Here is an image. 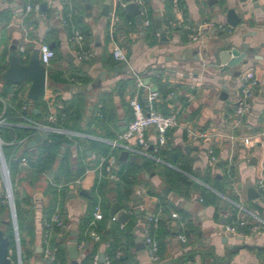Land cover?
Segmentation results:
<instances>
[{"label": "crops", "instance_id": "0c3cea01", "mask_svg": "<svg viewBox=\"0 0 264 264\" xmlns=\"http://www.w3.org/2000/svg\"><path fill=\"white\" fill-rule=\"evenodd\" d=\"M120 1L122 5L126 2ZM136 1L142 9L141 23L130 13H123L122 5L118 10L115 37L127 56V62H120L112 55L108 16L100 13L105 0H0V55L10 50L12 44L18 49L21 45L37 48L41 42L54 43L55 55L47 67V85L42 97L46 106L36 107L29 102L30 110H40L35 113L39 114L36 120H45L48 104L55 108L58 118L64 101L76 96L84 100L77 122L65 126L64 118L60 117L58 124L66 131L51 132L64 138V148L69 149L68 168L62 164L60 154L41 174L22 171L24 184L19 199L26 196L30 199L21 201V215L23 223L31 225V229L24 228L21 233L18 230L20 251L24 255L22 264H50L55 259V248L51 249L52 257L45 256L44 232H49V238L64 250L62 264H72L67 251L72 230L76 231L78 240V264H93L94 257L99 259L100 253L113 261L107 251L114 234L120 245L114 264H214L215 259H224L227 246L243 243L260 247L240 249L232 255L229 264H264V196L257 190V181L264 172V0ZM42 2L47 3L46 9H41L46 14L45 19L34 11L26 12L28 3ZM87 3H91L90 9L86 8ZM229 8H234L242 18L235 27L226 21ZM64 19L67 25L63 24ZM157 20L166 38L153 31L152 22ZM201 24L210 25L209 31H201ZM219 30L223 35L216 33ZM75 31L83 36L80 42L71 39ZM217 42L246 43L247 62L240 69L242 72L254 69L259 76V85L253 90L249 108L242 116L236 114L240 77L232 81L230 76H219L217 69L202 64L211 59L204 57L205 50L211 54ZM80 47L84 51L90 49L93 57L78 59ZM6 62L8 65V58ZM97 76L100 84L85 90ZM139 80L143 85H138ZM222 81L227 82L228 96L224 100L220 99ZM152 88L162 93L154 108L163 114L177 113L178 123L168 131V143L160 149L169 150L170 156L163 159L159 152L156 154L167 163L145 156L123 161L120 159L122 150L112 149L107 140L114 139L132 119L130 99L137 97L147 108V93ZM245 137L252 143L245 144ZM147 138L150 143L155 141L152 129ZM186 146L197 148L187 152ZM210 148L219 158L226 156L222 167L209 163ZM111 155L113 166L107 171L104 166ZM102 158L105 165L98 168ZM184 159L191 161L190 187L172 188L164 178V168L178 169V163ZM227 171L226 183L215 177ZM121 174L132 175L133 193L129 199L119 201L117 186L126 185ZM78 177L82 179L80 183L67 184ZM203 177L207 181H202ZM250 183L258 192L256 198L248 197L246 185ZM100 185H103L100 187L102 196L99 195ZM2 187L0 173V198ZM203 189L209 191L207 200L200 197ZM83 190L87 195L81 193ZM95 196L100 201L110 202L102 221L90 218ZM116 202L131 211L141 209L139 219L135 217L139 230L126 232L111 218L110 207ZM234 202L263 222L240 213ZM0 203L4 202L0 199ZM4 205L5 209H0L3 230L8 216L7 203ZM55 211L61 215L63 225L58 231L48 230L42 219ZM232 211L235 215L239 211V215L244 214L258 225L246 232L239 228L224 242L223 227L232 219L229 214ZM154 214L172 234L157 233L158 222L149 221ZM174 214L178 215L183 228L168 225ZM224 217L225 224L222 223ZM98 223L104 224L102 233L92 229ZM148 225L157 241L164 244L157 260L151 257L144 241L143 229ZM186 229L187 241L179 245L175 237ZM94 231L98 239L93 237ZM9 255L13 264H17L16 243L12 249L9 247Z\"/></svg>", "mask_w": 264, "mask_h": 264}, {"label": "built area", "instance_id": "2783aa9c", "mask_svg": "<svg viewBox=\"0 0 264 264\" xmlns=\"http://www.w3.org/2000/svg\"><path fill=\"white\" fill-rule=\"evenodd\" d=\"M112 6L109 10L108 15V32L110 36L111 41V51L113 57L120 61V62H127V56L122 47L120 46L118 40L116 39V28L117 24L119 22V15L118 10L120 6L122 5L120 0H112ZM26 12L34 11L39 15L41 19L46 18V14L41 10L39 3H28L25 7ZM63 24L67 25V21L64 19ZM221 26V25H219ZM193 39H196V35H191ZM83 38L82 34L79 31H75L73 36L71 37L74 41H81ZM37 49L39 50V59L41 64L47 67L50 66L51 60L53 59L55 55V51L48 43L41 42ZM18 51L22 53L20 56V59L22 62H27L28 58H26L25 55V47L24 45H21L18 48ZM78 59H89L93 57V52L89 50H83L81 47L77 51ZM239 79V87H240V93L239 97L237 99V107H236V114L237 116H242L246 113V111L249 108L250 105V98L252 96L253 90L259 85V76L257 75L256 70L254 69H248L246 71H243L240 74ZM138 85H143V82L141 80L138 81ZM27 90L22 96V99L24 102L20 106V111H17V114L14 116L17 121H11L8 116L6 115L7 108L10 107L11 100L15 96V89H7L2 84H0V127H11V126H27L31 127L34 132L33 134L29 136H25L18 140H12L9 142L4 141L0 136V173L3 180V187L1 189V201L4 202L7 198L9 201L8 205L11 208V213L13 217V229H14V235H15V243H16V252H17V264H22L21 260V251L19 246V235H16V232L18 231L17 221L15 222V214L14 211L15 203L12 196V183L10 179V161L12 159H19V162L23 165L27 163V160L24 156L21 155L22 150L26 148V144L32 139L35 135L39 134L40 136L50 133V132H65L63 128L60 127L58 124V118L57 113L55 111V108L51 105H47V112L45 115V120L40 121L32 118L29 115L30 107H29V98L27 96ZM167 96H170V94H167ZM162 97V93L157 88H152L147 93V108L145 105L137 98L132 97L130 99V107L132 110L133 117L126 125L125 129L117 133L116 137L114 139L107 140L109 145L112 149H119V150H125L129 154H133L135 156H145V157H151L152 159H155L160 162L167 163L163 159L156 156V154L160 151V149L167 145L169 136L168 131L175 127L178 123L177 120V113L176 111H172L169 114H163L159 112L157 109L154 108V103L158 101ZM26 111V113H24ZM97 115H100V112L96 113ZM152 129L155 132V141L153 143H150L147 138L148 131ZM204 135V134H203ZM193 138H196V135H193ZM245 144H251L252 140L249 137L244 138ZM4 145H14L15 149L9 156V159L6 157L3 146ZM152 146V147H151ZM152 148L149 150V148ZM209 154V163L211 165H214L218 160L219 157L214 153V150L212 148L208 149ZM113 160L114 158L109 157V163L106 165L104 164L105 158H102L101 162L98 164V168H102L104 166L107 171H111V168L113 166ZM81 177H78L72 181H70L67 184L70 183H80ZM61 186V185H60ZM257 190L258 192L264 196V172L262 173L261 177L257 181ZM4 191H6V194H4ZM234 205L239 208L238 210L240 213L244 212L250 215V217L253 219H257L259 222H263L261 219H259L254 213L249 212L245 210L239 203L234 202ZM238 211V213H239ZM236 214L232 211L230 212V216L234 217L231 222L226 223V231L235 233L240 226H249L250 229L257 228L258 223H253L250 221L244 214ZM92 216L94 220H101L103 219L104 213L100 204V201L98 200L97 203L93 207ZM113 220L115 219L113 216L111 217ZM159 220L158 215L154 214L149 217V221H151L153 224L157 223ZM43 225L46 229H52L53 226H62L63 225V219L61 215L55 211L53 212L49 217H44L42 219ZM170 226L174 227H182L183 223L179 220V217L177 214L172 215V219L169 222ZM151 225L144 227L143 229V235H144V241L147 244L149 254L153 259H159V244L155 236L152 234ZM92 235L95 239L99 238V235L94 231L92 232ZM44 240L46 242L45 247V256L46 257H52L53 251L51 250L49 246V232H44ZM175 239L177 240V243L180 245L181 243H184L187 241V237L184 233L180 232L177 233ZM93 264H99V259L97 256L94 257ZM101 264H112L111 259L106 256L104 258V261Z\"/></svg>", "mask_w": 264, "mask_h": 264}, {"label": "trees", "instance_id": "16d2710c", "mask_svg": "<svg viewBox=\"0 0 264 264\" xmlns=\"http://www.w3.org/2000/svg\"><path fill=\"white\" fill-rule=\"evenodd\" d=\"M34 49H35V46L34 47L30 46V47L25 48L26 58L29 59V57H30V55ZM8 51L9 50L6 49L5 53L0 55V82L7 89H15V96L11 100L10 107L7 108L6 115L8 116V118L11 121L12 120L17 121L14 116L17 114V111H20L19 113L22 112V110H20V106L24 102V100L22 99V96L25 93L27 87L25 88L24 84H13L11 82H4L2 80V73L4 72V70L7 67L6 60L8 58ZM17 51H18V49H17ZM18 54L20 56L22 55V53H20L19 51H18ZM29 102L36 107H39L42 105L46 106V103L44 102V100L42 98H39L36 100H29ZM82 107H84V100L82 98H80L79 96L74 97L70 101H64L63 107H61L58 110V119L60 117L64 118L63 124H65V126L70 124V126H71L72 124H74L75 122H77L80 119V117H81L80 112H81ZM0 109H1V104H0ZM29 115L34 119H36L39 116V114H35L33 110H30ZM33 132H34V130L31 127H27V126H23V127L22 126H11V127L1 126L0 127V136L6 142L12 141L14 139L18 140V139H21L25 136L30 137L33 134ZM64 145H65L64 144V138L60 134L50 132V133L42 135L35 147H26L24 150L20 151L21 155L24 156L27 160V163L25 166H22L19 164L20 163L19 159H16V160L12 159L10 161L11 177H12V173H14L15 171H24V170H29L33 173L41 174L42 172L46 171L51 166L53 161L56 160V158L60 154H61V156H62L61 158L63 160L62 164L65 163L64 164L65 167L68 168L69 164H67L68 163L67 160L69 158V149H66V147L64 148ZM14 149H15L14 145H4L3 146V150H4L5 154H11L14 151ZM158 154L163 159H166L165 158L166 156H170V152L167 149L160 150ZM224 166H225V164H224ZM177 168L178 169H174V168H170V167L164 168V178H165L166 182H168V185L171 186L172 188L179 189L180 187L181 188L185 187L186 189H188L190 187V182H191L189 175L193 174L192 168H191V161L184 159L178 163ZM227 175H228V171L223 176L218 175L215 177L223 179L226 183L227 179H228ZM121 177L123 179V182L126 185L117 186V188H118L117 200H119V201H121L123 199H129L133 193V189L130 186V184L132 183V180H133L132 175L128 176L126 174H121ZM202 179H203L202 181H207L206 177H203ZM100 187L102 188L103 185L98 186V188L100 190L99 195L102 196L103 191H101ZM149 192H150V194H153L152 191H149ZM208 195H209V191L207 189H203L200 197L202 198V200H207ZM28 199H30V197L26 196L22 200L24 202H27ZM22 200L19 199V201H18V199L15 197V194H14L16 218H17L19 233H21V230L24 228L31 229L30 224L26 225V223L24 224L22 221L23 217L21 215V208H20ZM97 201H98L97 197H94L92 208L97 203ZM100 204H101L103 213L105 212L104 214H106V212H108L110 202L105 201L104 199H101ZM0 209L1 210L5 209L4 203H0ZM50 215L51 214L48 213L46 215V217H49ZM91 217H92V213H90V218ZM233 218L234 217H232V219ZM232 219L228 220L227 223L231 222ZM6 220H7L6 221L7 226H6V229L4 230V232L8 236L10 244H12L15 242V237H14L13 224H12V221L9 217V214H8ZM87 220L89 221L90 219L88 218ZM103 227H104V224L102 225V224L98 223L96 226H92V229H94L98 233H102ZM157 227H158L157 233H159V235L164 233V232L167 234L171 233L170 229H168L166 227V225L163 223V221H161V220L157 223ZM52 228L54 229V231H58L60 229L59 226H53ZM238 229L241 232H246L249 230V226H240V227H238ZM184 234L187 236V234H188L187 229H186ZM20 241H21V236H20ZM108 244L109 245H108L107 254L113 259V261H115L116 260V254H117V252L120 251L119 238L117 237V235L114 234V237L111 238V240L109 241ZM158 244H159L158 253H159V255H161L163 253V249H164L163 245L164 244L162 241L158 242ZM49 246L51 249L55 248V250H54V255H55L54 258L55 259L51 260L50 264H62L63 261L65 260L64 259L65 258L64 250H62V248H60V245L58 244V242H55L54 239H52V238H49ZM9 247H10V245H9ZM209 252L211 254L213 253L212 251H209ZM188 257L191 258L192 256L190 255ZM113 261L111 260L112 264H114Z\"/></svg>", "mask_w": 264, "mask_h": 264}, {"label": "water", "instance_id": "95a60500", "mask_svg": "<svg viewBox=\"0 0 264 264\" xmlns=\"http://www.w3.org/2000/svg\"><path fill=\"white\" fill-rule=\"evenodd\" d=\"M89 2V0H86ZM126 2L121 6V11L128 12L135 19L141 23L143 19L142 9L139 3L136 0H125ZM148 1V0H145ZM110 2L111 0H105L104 4L101 8V14L104 16L109 15L110 10ZM46 2H42L40 7L42 10L46 9ZM91 3L86 4V8H91ZM241 17L237 15L234 8H229L226 13V21L229 25L235 27L240 21ZM153 31L157 32L162 38H166L165 30L163 29L159 20L156 22H152ZM210 25H200V30L203 32L209 31ZM214 31V30H213ZM214 33V32H212ZM217 34L223 35V31L219 30L216 32ZM225 38V36H223ZM50 47H53L54 43L49 44ZM246 43H241L240 45H235L232 42H221L215 43L213 46L214 51L210 54L207 50L204 52V57L208 59V61L203 62L202 64L206 67H212L213 69L218 70L219 76L228 75L233 79L232 81H236L237 78L242 73L241 66L247 62L248 51L246 49ZM47 77L48 72L43 64H41L39 59V50L35 48L31 53L28 61L22 62L20 56L17 51V45L12 44L10 46V50L8 53V65L4 72L2 73V80L4 82H11L13 84H20L22 82L28 83L27 96L30 100H36L42 98L46 91L47 85ZM100 84L99 77L97 76L90 83H88L85 87V90H90L95 86ZM226 84L227 82L222 81V91L220 93V99H226L228 93L226 92ZM34 113L39 112L40 110L37 108L33 109ZM26 113V111H24ZM41 136L39 134L35 135L27 144L26 147H33L39 140ZM195 146H186L185 150L187 152L192 149H196ZM176 153H174V157ZM120 159L123 161L126 160H135V155L129 154L127 151L123 150L120 153ZM226 159L225 155H222L219 160L215 163L216 166L222 167L224 160ZM199 172H196V175L199 176ZM247 193L249 198L258 197V192L252 185V183L246 185ZM168 188L165 189V192H168ZM81 193L86 194V191H81ZM15 211V207H14ZM141 209L137 208L133 211L128 210L121 206L120 203H113L110 207V215L115 218V220L124 228L126 232H133L139 230V227L136 226V222L138 215H141ZM137 217V219L135 218ZM15 222H16V214H15ZM17 223V222H16ZM223 224L226 223L225 217L223 218ZM223 230L226 231V227L224 225ZM18 235V231L16 232ZM70 237L67 241V251L68 257L71 260L72 264H78L76 259L78 256V240L76 237V231H70ZM232 235V232H227L224 236V242H226L227 238ZM136 241H138V237H134ZM9 245L10 241L8 236L5 234L4 230L0 227V264H13V261L9 255ZM144 246V245H142ZM258 245H250L247 243L237 244L233 246H227V250L225 253L224 259H215L214 264H229L232 258V255L237 253L242 248H258ZM264 248V245L262 246ZM24 258V255H21V260ZM99 261H104V254L100 253Z\"/></svg>", "mask_w": 264, "mask_h": 264}, {"label": "rangeland", "instance_id": "374dc122", "mask_svg": "<svg viewBox=\"0 0 264 264\" xmlns=\"http://www.w3.org/2000/svg\"><path fill=\"white\" fill-rule=\"evenodd\" d=\"M20 84H24L25 85V88L28 87V83L27 82H22ZM11 154H6V157L9 159V156ZM11 180V183H12V196H13V199H14V194H15V197L18 199L19 201V194L21 192V186L24 184V180L22 178V171H15L14 173H12V177H10ZM4 194H6V191H4ZM96 197V196H95ZM8 198L4 201V203H7V208H8V214H9V217L11 219V221L13 222V217H12V213H11V208L10 206L8 205ZM13 224V223H12ZM15 243V242H14ZM14 243L10 244V249L13 248L14 246Z\"/></svg>", "mask_w": 264, "mask_h": 264}]
</instances>
